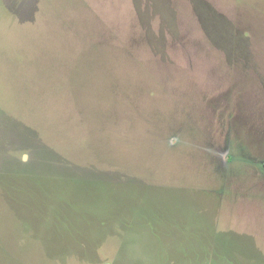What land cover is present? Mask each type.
Listing matches in <instances>:
<instances>
[{"label":"rangeland","instance_id":"obj_1","mask_svg":"<svg viewBox=\"0 0 264 264\" xmlns=\"http://www.w3.org/2000/svg\"><path fill=\"white\" fill-rule=\"evenodd\" d=\"M0 264H264V0H0Z\"/></svg>","mask_w":264,"mask_h":264},{"label":"trees","instance_id":"obj_2","mask_svg":"<svg viewBox=\"0 0 264 264\" xmlns=\"http://www.w3.org/2000/svg\"><path fill=\"white\" fill-rule=\"evenodd\" d=\"M47 170L50 171V173H49L50 176L53 174L54 181H64V182H66V185L73 186L75 184V182H77L80 179V177H77V175L75 176L73 173H71L70 170L68 171V168H64V166H62V168H60V166H58L57 164H49V166L47 167ZM41 173H43V172H41ZM24 180L25 181L22 180V182H23L22 184H20V180H19V182L16 185H13L11 187L16 188L19 185V187L17 189H19L20 186H22L23 189L29 188L30 185H29V183H27L28 181L25 179V177H24ZM97 180H100V179H97ZM102 183H105L107 186H109V188L112 185V184H110L104 180H100L97 182V184H99V185ZM128 183L129 184L125 185V188H127V187L129 188V185H131L130 182H128ZM117 186H120V185H117ZM114 188H117V187L114 186ZM19 190H21V189H19ZM113 190H115V189H113ZM99 199L100 198H98L97 200H99ZM101 200H102V198H101ZM89 201L91 202L92 199H90ZM60 206H61V203L59 204V208H60ZM29 207L34 208V212H35L34 218L38 220V219H41L40 217H43V214L47 211L48 204L46 203V200H44L42 197H40L39 200L37 201V208H35L34 206H29ZM62 208H63V206H62ZM61 209H59V211L56 212V215L53 218L54 221H56L54 225L56 228V232L59 233V237H64L67 234L68 244H72L73 241L75 240L74 244L79 246L81 243H77L78 239H80L82 237L88 238L87 234L93 230V227L96 230H98V232H100V233H102L101 231H103V233H104V231H105V233H107L109 231H114V227H116L115 224L123 230L133 228L129 218L126 215H124V213H122L120 210H117V209H114V211L111 212V215L105 219L99 217L98 215H94L95 217L90 218L89 220H86V222H85L87 225L86 228L78 227L73 222V217L71 216V218H70V216L68 214H66V212L62 213ZM153 224H154V221L151 220V224L148 225L147 229H150L149 227H151L153 229V227H154ZM134 228H136V227H134ZM154 228L155 229L153 230V232L159 231L157 226ZM132 231H135V230L132 229ZM62 232H64V233H62ZM208 233H209L208 230L203 229V230H196V232L192 233V234L195 235L194 237H197L198 235H202L203 237H205L206 240L213 239V237ZM72 234L74 236H72ZM91 236H92V240L90 241L91 245H88L90 243H87L89 241H86V239H85L86 242H84L85 247L88 249V251H86L87 250L86 249L85 250L86 252H84V253H86L87 255L90 254V252H92V250L93 251L95 250L94 246H92V243L94 242V240L96 238H98L99 235L94 236V234H92ZM188 238L192 239L190 237H188ZM72 249H74V248H72ZM61 250H64V249H61Z\"/></svg>","mask_w":264,"mask_h":264}]
</instances>
